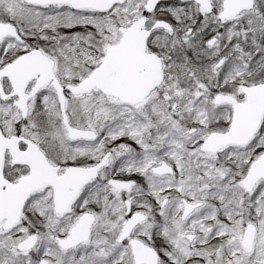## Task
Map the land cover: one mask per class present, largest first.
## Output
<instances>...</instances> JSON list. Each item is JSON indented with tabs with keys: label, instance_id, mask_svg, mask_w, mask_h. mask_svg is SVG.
Instances as JSON below:
<instances>
[{
	"label": "snow or ice",
	"instance_id": "snow-or-ice-1",
	"mask_svg": "<svg viewBox=\"0 0 264 264\" xmlns=\"http://www.w3.org/2000/svg\"><path fill=\"white\" fill-rule=\"evenodd\" d=\"M0 264H264V0H0Z\"/></svg>",
	"mask_w": 264,
	"mask_h": 264
}]
</instances>
